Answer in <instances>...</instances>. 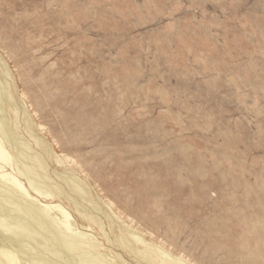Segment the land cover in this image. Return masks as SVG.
<instances>
[{
    "label": "rangeland",
    "instance_id": "1",
    "mask_svg": "<svg viewBox=\"0 0 264 264\" xmlns=\"http://www.w3.org/2000/svg\"><path fill=\"white\" fill-rule=\"evenodd\" d=\"M1 61L50 172L191 264H264V0H0Z\"/></svg>",
    "mask_w": 264,
    "mask_h": 264
},
{
    "label": "bare ground",
    "instance_id": "2",
    "mask_svg": "<svg viewBox=\"0 0 264 264\" xmlns=\"http://www.w3.org/2000/svg\"><path fill=\"white\" fill-rule=\"evenodd\" d=\"M5 65L0 64V264H133L118 249L137 263L191 264L144 240L73 171L50 172L48 161L64 165L68 158L39 134L41 125L25 102L16 101Z\"/></svg>",
    "mask_w": 264,
    "mask_h": 264
}]
</instances>
